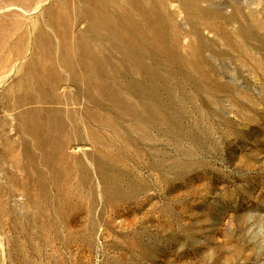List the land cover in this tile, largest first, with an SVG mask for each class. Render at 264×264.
<instances>
[{
  "label": "rangeland",
  "instance_id": "rangeland-1",
  "mask_svg": "<svg viewBox=\"0 0 264 264\" xmlns=\"http://www.w3.org/2000/svg\"><path fill=\"white\" fill-rule=\"evenodd\" d=\"M153 4L84 78L93 7L0 0V264H264V0Z\"/></svg>",
  "mask_w": 264,
  "mask_h": 264
},
{
  "label": "bare ground",
  "instance_id": "bare-ground-1",
  "mask_svg": "<svg viewBox=\"0 0 264 264\" xmlns=\"http://www.w3.org/2000/svg\"><path fill=\"white\" fill-rule=\"evenodd\" d=\"M82 1H85L89 7H93L92 10H89V11L85 10L84 14H85V19H86L87 24H88L87 28H88L89 32H91L93 35L96 36V40H93V41H92V39H90L88 37L83 40L85 50L83 53V59L81 60V63H82L81 67H82V71L84 69V72H83L84 78H88V76L90 74L89 72L91 70V66H90L91 64H93L92 66L99 64V60H100L99 57L100 56L98 55V53L100 54V52H98V48L96 49V42L102 43L103 41H105V39L113 38V41L115 43L121 44L122 43L121 36L125 32L124 36H128V37H130V33H131V40H134L138 46H142L143 44L149 45V43H151L152 40L150 38H148L144 33L140 32V30L138 29L139 22H133L132 29L128 28V24L124 22V21H126V19L123 17L128 12H131L132 10L136 11L140 15V18L144 21V23L148 27H150V30L154 29L157 31V33L163 32L162 27L164 26V20L160 16L156 15V12L154 10L153 0H122L123 1L122 4L116 0H82ZM61 4L62 3H60V1H58L56 4V7H59L60 11H61V9L64 8L63 7L64 5H61ZM62 11H63V13L59 14V12H58L57 15H59V16L54 18V20L50 21V22L52 23L55 32H57L59 35L58 40H59L61 46H64V47H62V49L65 50V46H67L66 44L68 43V38H66V35L63 32V29L66 28V24H64L65 23L64 21H65V16H66L65 14L68 12H66L64 9ZM38 31H41V29H39ZM36 41L41 42L42 39L37 37ZM91 45L94 47H91ZM145 52H147V51H145ZM69 53L71 56H70V58L68 57L65 62H67V63L70 62L69 64H71V65H69V68H70V71L72 72L70 74H73L74 73L73 67L75 65L74 64V57L75 56L71 52H69ZM66 54H68V53H66ZM63 57H66V56L63 55ZM39 82H40V80H39ZM37 94L43 95V92H38ZM31 115H33V114L32 113H25V114H22L20 116L22 118V121H23L24 130L27 133L32 134L34 136V144H35L36 148L39 150L41 156L46 159L47 164L53 168L54 163H55L54 162V157H55V151L54 150H55V148H54V146L52 147V145L49 144V142L46 139H44L43 136H41V137L39 136V134H38L39 128H36V126H34L32 124L29 125V121H30L29 118ZM88 131H90V130H88ZM77 141H78V139H77ZM25 154L27 156H31V151L28 150V147L25 148Z\"/></svg>",
  "mask_w": 264,
  "mask_h": 264
}]
</instances>
